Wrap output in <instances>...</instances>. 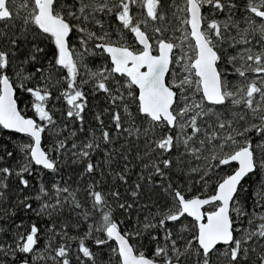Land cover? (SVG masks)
Returning a JSON list of instances; mask_svg holds the SVG:
<instances>
[{"label": "snow or ice", "instance_id": "obj_1", "mask_svg": "<svg viewBox=\"0 0 264 264\" xmlns=\"http://www.w3.org/2000/svg\"><path fill=\"white\" fill-rule=\"evenodd\" d=\"M206 7L210 10L208 14L203 11ZM236 7L233 0H183V4L171 0L168 8L174 9L172 16L178 21L177 25L168 17L165 0H21L19 6L17 0H0V22L22 21L20 35L13 33L9 37L6 32L0 33V41L6 40L9 44V49L0 47V127L30 139L29 143L16 146L25 158L17 169L0 167V199L5 195L10 176L18 177L23 188L30 187V181L25 177L32 175L33 164L56 172L64 159L72 164L86 160L84 173L94 174L100 164L92 162V153L102 144H112L118 138L104 127L102 114L98 112L95 119L100 127L99 136L93 130L85 142H73L70 149L67 137L56 139L47 151L42 147V134L49 126L56 137L68 129L67 123L62 128L57 126L53 109L47 107L54 98L51 91L54 77L58 71L66 70L63 77L66 87L60 96L54 98H63L66 102V116L71 121H79V131L83 132V113L89 103L85 87L91 84L92 93H104L110 107L116 109L111 113L115 131L121 136L127 134V137L137 140L145 139L146 151L140 158H148L143 167L152 170L147 180L152 183L153 176L158 175L161 178L159 187L173 201L170 208L158 211L157 222H152L156 220L155 216L151 219L145 217L141 227L121 231L120 224L112 217L108 194L96 190L99 182L90 183L85 191L92 209L101 214L100 224H89L82 236H70L67 223L57 227L52 222L48 227V242L41 249V228L32 223L20 231L24 227L21 222L15 225L17 230L11 233L10 243L0 238V264H48L49 261L51 264H72L70 241L77 242L76 264H85V260L97 264V253L87 244L89 240L98 248L109 247L117 257V264H221V261L252 264L253 255L255 264H264V212L246 211L236 206L238 202L235 199L244 178L257 171L264 172V0H248L245 11L251 16L247 18L248 27L244 29H240L233 18ZM224 13L227 15L223 19H208V15L216 17ZM98 14L115 16L119 25L116 40L112 39L113 31L97 18ZM89 24L98 27L99 33L92 31ZM5 26L15 27L14 24ZM29 26L38 30L33 34V40L36 35H44L55 45L48 68L41 64L34 72L25 75L23 65L38 61L39 55L44 53L43 48L33 43L29 56L15 73L21 80L19 87L34 98L32 108L39 121L46 123H38L21 113L17 105L16 82L8 74L14 50L19 49L21 42L27 41ZM125 30L133 35L134 44L127 42ZM169 31L173 34L179 31L181 36H166ZM73 32L80 34L82 50L71 44ZM90 41H95L91 48ZM228 49L233 53L229 54ZM104 53L110 59V67L102 65L95 70L88 67L86 56ZM176 68L179 73H184L182 78H179ZM38 73L43 83L27 87L26 82ZM170 73L174 78L169 82L167 77ZM230 73L238 78L234 85L228 79ZM59 83L60 80L56 79L55 84ZM189 89L191 99L186 91ZM197 94L199 100L196 99ZM181 98L184 106L177 109ZM130 104H136L135 114ZM108 111V108L104 109V112ZM137 115L143 118L146 126L136 124ZM76 134V131H71L70 137ZM201 136L202 139L199 138ZM126 147L127 144L121 145V150ZM180 148L183 152H179ZM173 150L179 152L175 165L180 174H185L182 159L185 155L208 160L209 156H202L207 151L210 158L217 161L202 174L199 167L188 170L189 176L199 175L195 183L205 189L214 168L232 162H236L238 167L216 183L214 194L186 198L179 185L173 186L166 172L172 169L173 159H150L154 153L170 155ZM52 152L57 155L53 156ZM13 155V151L0 146V161ZM104 156L105 164L110 165L111 152L105 150ZM123 159L127 160L128 156L123 154ZM117 176L126 182L124 175L117 173ZM135 189L131 193L133 197L140 194L141 184L137 183ZM49 193L41 181L35 197L42 201L36 210L37 216L51 219L67 205L73 212L81 209L78 215L85 222L93 218V212L83 210L76 191L68 186L54 183L52 194ZM65 193L67 195H63ZM257 195L261 202H257L256 207L260 208L264 206V185ZM111 196L119 198L120 193L114 191ZM29 199L25 196L17 203L32 211ZM206 205L213 210L205 211ZM118 206L121 209L132 207L123 203ZM10 215L14 216L15 212ZM185 215L194 219L195 232L181 247L183 235L177 233L173 238L168 222L180 221ZM243 217L247 218V227L241 222ZM257 220L260 223L257 224ZM157 228L163 230V242L151 233ZM184 231H187V226L181 228V233ZM0 233L8 235L2 227ZM146 233L151 236L150 242H155L150 255L142 251L140 245L132 243L133 238L140 239ZM97 234H103L105 238ZM57 236L62 242L54 246ZM109 241H114L116 247H112ZM219 245H225V251L220 252Z\"/></svg>", "mask_w": 264, "mask_h": 264}, {"label": "trees", "instance_id": "obj_2", "mask_svg": "<svg viewBox=\"0 0 264 264\" xmlns=\"http://www.w3.org/2000/svg\"><path fill=\"white\" fill-rule=\"evenodd\" d=\"M21 0H17V6ZM71 2V0H69ZM171 0H165V7L168 14V17L172 19L174 24H177L178 21L172 16L174 9L168 8V4ZM236 4V8L233 10L234 12V20L238 22L240 29L248 27L247 25V18L251 16L250 13L245 11L246 2L247 0H233ZM177 4H183V0H176ZM204 13L208 14L210 10L206 7L204 8ZM21 15H23V10H21ZM227 13L220 14L213 18L223 19ZM99 19H102L105 22V26L110 28L113 31L112 39L116 40L118 36L116 32L119 28L118 22L115 19V16L108 17L103 14H98ZM143 18V17H141ZM259 22V19L256 18ZM75 23V21H74ZM15 25L14 28L6 27L5 25ZM242 25V26H240ZM22 26V21L19 19H15L13 21L8 22H0V33L6 32L9 37L13 36V33L16 35H20L19 29ZM88 27L92 31H96L99 33V28L93 26L91 24ZM38 32L34 26H29V34L27 37L26 42H21L19 49L14 50L15 55L12 58V66L8 70V74L12 77L13 80L16 82V97H17V105L21 113L25 116H29L33 119H36L38 123H46L39 121L38 117L36 116L34 109L32 108V103L34 98L25 92L23 89L19 87L21 80L18 79L15 75L17 71L20 70V64L24 61L30 54L32 50L33 43L37 44L39 47L44 49V53L40 54L38 57V61L33 63L24 64V73L25 75L30 72H34L36 67L43 66L48 68V60L52 58V53L55 50V45L53 41L44 36V35H36V39L33 40V34ZM125 38L128 43L134 44L133 37L131 33H128L126 30L124 32ZM175 38H179L181 33L178 34L175 32L169 31L166 33V36H173ZM79 33L73 32L70 38L71 44L77 49H81V44L79 40ZM95 41L89 42V48ZM0 47L5 49H9V44L7 41H0ZM258 47V46H257ZM99 53V50H96ZM229 54L233 53L232 49H228ZM85 62L87 63L88 67L95 70L100 66H108L110 64L107 60V57L104 54H97V55H88L86 56ZM177 72V70L175 69ZM47 75V73H45ZM66 76V70L62 72L58 71V75L54 77L53 84L54 86L51 88L53 97L60 96V93L66 87V81L63 77ZM119 78V77H118ZM173 75L170 73L167 77L168 81L173 80ZM59 79L60 83L55 84V80ZM229 81L234 85L237 82V77L233 74H229L228 76ZM43 83L40 80V74H36L31 80L27 81V87H34L37 84ZM175 90V89H174ZM85 91L89 93L88 95V107L85 109L84 115V123L83 128L84 131H79L81 127L79 121H71L70 118L66 116L67 105L63 98L57 100L52 99L48 102L47 107L53 109L54 119L57 122L58 127H63L65 123L68 124V129L63 131L60 137H56L53 132L51 131V126L46 129L45 133L42 134V147L47 151L48 149L52 148L56 139H64L68 138V145L67 147L70 149L71 143L75 142L80 144L81 142H85L89 138V134L91 131L95 130L96 136L100 135V127L98 122L95 119L96 114L99 112L101 113V119L104 121V127L109 130L114 137H118L114 139L112 144L103 145L102 147L92 153V162L97 163L99 162L100 168L92 175L85 174L84 169L86 166L87 161H83L80 163L72 164L70 160L64 159L59 166L58 171L52 172L51 170H46L40 167L32 165L34 169L31 176L26 175L25 178L29 179L30 187L23 188V186L19 183V178L15 175L10 176L7 180L8 188L5 191V195L3 199H0V227H2L8 235H4L0 233V238L3 240L11 242V233H14L17 229L15 227L16 224L23 222L24 227L20 229V231H24L27 229L32 223L37 224L38 227L41 228L40 234V241L39 247L41 249L44 248V245L48 242V227L49 224L55 222L57 227L67 223L69 225L68 232L70 236H82L88 229L89 224H100L102 222V217L99 212L92 209L91 207V200L87 195L85 189L87 188L88 184L99 182L97 185L96 190L102 191L108 194V201L112 208V217L113 219L120 224L121 231H133L137 227H141L145 223V217L155 216L156 220L152 222L155 223L159 219L157 215L158 211L163 212L167 208L172 206V198L167 193H165L160 187L159 182L161 178L157 176H153L152 183H149L147 180V176L151 169H144V164L148 163V158L141 159L140 157L144 156L146 151V143L145 139L141 137L137 140L134 137H127V134L121 136L119 133L115 131L114 124L111 121V113L116 109L110 107L107 99L105 98V94L102 92L99 93H92L91 92V84L85 87ZM187 94L189 95V99H191V90H186ZM196 99L199 100V94H197ZM184 106V101L181 98L180 102L176 105L177 109ZM108 108V112H104V109ZM131 111L135 114L136 113V104H130ZM122 115L123 111L120 109ZM125 120L127 118L125 117ZM136 124L144 127L146 123L144 122L143 118L139 115L136 116ZM127 123H125V127H127ZM76 131L75 137H70V132ZM190 131V130H189ZM126 137V139H125ZM202 139L203 137H199ZM30 139L25 135H19L14 132L5 131L0 127V146L6 148L7 151H13L14 155L12 158H6L3 161H0V167H12L13 169H17L20 164L24 162V156L20 153L17 149V145L21 143H29ZM255 142V138H254ZM127 144V147L121 150V145ZM199 146L198 144L196 145ZM154 147V145H153ZM130 148V150H129ZM105 150L111 152L112 160L111 164H105ZM63 151V150H61ZM179 152H183V148H180ZM179 152L173 150V152L169 155L164 153L162 156L159 152L154 153L150 159H163L169 158L173 159L174 164L171 170H166L168 173L173 186L179 185L181 189L184 191L185 196H192V195H208L214 192L216 183L221 180L226 174L230 173L234 167V164L231 163L230 165H220L210 173L208 188L205 189L201 186V184L195 183L196 180H199L198 174H191L190 176L187 175L189 168L192 167H199L201 169V173L204 170H207L209 165H216L217 161L212 160L210 158V154L207 151L202 153V156H209L208 160L200 159L197 160L191 155H185L183 159V172L185 174H180L179 170L175 165V161L179 158ZM123 154L128 156L127 160L123 159ZM139 154V155H138ZM53 156H56V152H52ZM125 165H127V170H125ZM103 172V175H101ZM117 173H120L126 177V182L122 181ZM144 176L145 179L141 180L140 177ZM43 181L45 186L50 190L54 183H59L61 187L68 186L70 190L76 191L77 199L83 205V210H87L93 212V218L89 219L88 221H84L81 215H78L82 210L77 209L75 212L71 211L70 208L65 205V208L62 212L55 214L51 219L47 216H37L36 210L39 209L40 204L42 201H38L35 199L36 195L39 193L40 182ZM139 183L141 184L140 194L137 197H133L131 195L132 191H135V185ZM262 185H264V172L257 171L254 174H250L246 178H244L241 182L239 187V192L236 196L237 206L243 207L246 211L251 212L252 209H255L257 212H264V206L257 208V202H261V197L257 195V193L261 192ZM189 188L191 191H189ZM114 191H118L120 193L119 198H113L111 193ZM63 195H67L66 193ZM29 197V203L32 204V211H27L23 209L18 203V200L24 199V197ZM131 204V208H124L121 209L118 205L119 204ZM206 209H211V206H207ZM15 212V215L12 216L10 213ZM8 213L9 215H5ZM122 222V223H121ZM241 222L243 223L244 227H247V218H241ZM256 223H260L259 220ZM187 226V231L181 233V228ZM168 228L172 229L175 234H181L184 237V240L180 241L181 247L184 246L187 240L191 239L192 235L195 232V225L192 220L187 217H182L180 221L177 222H168ZM152 234L157 235L161 238V242H163V230L157 228L151 230ZM100 235L101 238H105L103 234ZM151 236L149 234H145L142 238L136 239L133 238L132 243L138 244L141 246V250L145 251L146 254L150 255L155 248V242H150ZM61 239L59 236L56 237L55 245L57 246L61 243ZM72 245V256L73 261L72 264H76L75 260V250L77 249V242L70 241ZM195 244V242H193ZM87 244L92 248L93 251L97 253L98 262L97 264H117V257L114 253L111 252L109 247H100L94 245V243L89 240ZM109 244L113 246L112 241H109ZM219 249H226V246H218ZM252 264H255V256L251 257ZM51 264V261L48 262ZM85 264H90L87 260H85ZM221 264H226V262L221 261Z\"/></svg>", "mask_w": 264, "mask_h": 264}, {"label": "water", "instance_id": "obj_3", "mask_svg": "<svg viewBox=\"0 0 264 264\" xmlns=\"http://www.w3.org/2000/svg\"><path fill=\"white\" fill-rule=\"evenodd\" d=\"M259 19V18H258ZM132 35V34H131ZM132 37H133V35H132ZM133 40H134V37H133ZM193 43H194V41H192ZM104 55L107 57V60H108V62H109V64H110V66H111V62H110V59L108 58V55L106 54V53H104ZM136 92H137V94H138V89H136ZM26 117H29V116H26ZM2 128V127H1ZM3 129V128H2ZM3 130H5V131H10V132H13L12 130H7V129H3ZM15 133V132H14ZM17 134H19V135H24V134H20V133H17ZM233 164H234V168L232 169V171L230 172V173H228V174H226L225 176H227V175H230V174H232V172L238 167V164L236 163V162H232ZM35 165V164H34ZM35 166H37V167H40V168H42V166H38V165H35ZM224 176V177H225ZM223 177V178H224ZM222 178V179H223ZM220 181V180H219ZM216 186V185H215ZM215 191V190H214ZM211 194H214V192L213 193H211ZM211 194H208V195H211ZM192 196H195V195H192ZM192 196H188V197H186V198H190V197H192ZM205 196V195H204ZM204 196H202V197H204ZM206 207H207V205L204 207V210L205 211H211V210H213L212 208L211 209H206ZM185 217H187V218H189L190 220H192L193 222H194V225H195V221H194V219L192 218V217H189V216H187V215H185ZM112 243H113V246L114 247H116V244H115V242L114 241H112ZM219 246H225V245H219Z\"/></svg>", "mask_w": 264, "mask_h": 264}, {"label": "rangeland", "instance_id": "obj_4", "mask_svg": "<svg viewBox=\"0 0 264 264\" xmlns=\"http://www.w3.org/2000/svg\"><path fill=\"white\" fill-rule=\"evenodd\" d=\"M247 2H248V0H247ZM247 2H246L245 4H247ZM211 18H212V17L209 16V19H211ZM236 23H238V22H236ZM177 25H178V23H177ZM240 26H242V25H240ZM239 28H240V27H239ZM241 29H243V28H241ZM177 33L180 34L181 32L177 31ZM235 34H236L235 31H233V35H235ZM176 70H177V73H179V69L176 68ZM183 75H184V73H179V78H182ZM236 206H237V205H236ZM233 215H235V213H233ZM219 251H220V252H223V251H225V249H219Z\"/></svg>", "mask_w": 264, "mask_h": 264}, {"label": "flooded vegetation", "instance_id": "obj_5", "mask_svg": "<svg viewBox=\"0 0 264 264\" xmlns=\"http://www.w3.org/2000/svg\"><path fill=\"white\" fill-rule=\"evenodd\" d=\"M234 168V167H233Z\"/></svg>", "mask_w": 264, "mask_h": 264}]
</instances>
